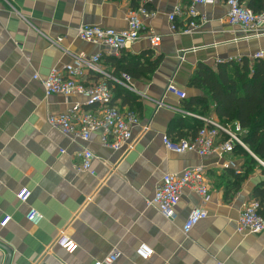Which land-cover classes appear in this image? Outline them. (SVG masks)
Segmentation results:
<instances>
[{"label": "crops", "instance_id": "obj_1", "mask_svg": "<svg viewBox=\"0 0 264 264\" xmlns=\"http://www.w3.org/2000/svg\"><path fill=\"white\" fill-rule=\"evenodd\" d=\"M240 1L253 11L263 6L261 0H253L252 6V0ZM189 4L190 0H0V244L11 251L10 264H98L115 249L121 255L112 264H264V231L238 230L244 205L255 200V188L264 181L262 161L258 160L263 169L255 168L240 182L242 174L229 169L242 172V155L179 154L164 143L167 135L192 136L188 126L194 118L205 124L184 113L190 112L186 100L202 94L188 87L197 65L215 68L221 62L252 59L264 51V34H246L229 23L225 0L197 4L205 22L192 33L173 31L169 14L178 5ZM141 5L152 13L144 17L142 37L118 55L78 34L82 25L124 29L129 13ZM184 24L178 16L177 28ZM148 28L161 36L157 47L145 37ZM149 51L151 60L158 58L159 63L150 76L132 79L140 121L130 144L113 150L103 144L101 131L84 141L50 125V114L66 112L84 103V98L47 96L35 75L46 78L53 68L64 71L74 56L98 53H102V68L110 72L108 57ZM98 80L100 76L91 72L85 83ZM171 80L185 97L167 91ZM120 101H116L119 106ZM84 109L89 108L84 105ZM193 114L220 122L213 108L209 115ZM85 148L95 155L96 176L76 168ZM226 162L234 166L226 168ZM196 165L206 170L211 200L204 204L207 217L185 235L183 224L202 203L197 193L183 190L172 221L148 201L165 174H181ZM24 187L32 191L25 204L17 197ZM32 207L43 215L38 225L27 219ZM5 216L12 219L2 227ZM63 233L75 241L74 250L64 245ZM142 243L153 250L148 260L136 252ZM7 258L0 246V264H6Z\"/></svg>", "mask_w": 264, "mask_h": 264}, {"label": "built area", "instance_id": "obj_2", "mask_svg": "<svg viewBox=\"0 0 264 264\" xmlns=\"http://www.w3.org/2000/svg\"><path fill=\"white\" fill-rule=\"evenodd\" d=\"M148 1L144 0L145 3ZM215 2L216 0H190L189 6L178 5L168 17L172 30H178L184 34L197 30L205 22V17L199 14L196 5ZM225 3L228 7L227 20L229 23L239 25L246 34L256 33L258 37L264 34V9L261 12H254L240 0H225ZM151 14L145 5H141L129 13L127 27L124 29L82 25L78 29V34L86 41L103 45L108 54L118 55L126 45L140 40L145 29L144 17ZM178 16H182L185 21L182 29L177 28ZM145 37L153 47H157L161 42V36L152 28H148ZM57 41H62V38H58ZM101 58L102 53L92 56L77 55L72 58L70 64L65 66L64 71L53 68L46 78H40L38 75H35V78L41 80L47 96L59 94L68 98L71 95H79L84 98V103H77L66 112L50 114L48 121L52 127L61 130L67 136L84 141H88L94 132L101 131L102 141L106 147L121 150L125 145L130 144L133 138V128L139 123L140 118L137 112L112 103L113 93L107 79L118 81L131 90H134V87L132 78L128 74L124 73L121 79H117L105 71L101 66ZM257 58L264 59V51L256 53L252 59ZM91 72L99 75L100 80L87 85L85 78ZM167 91L185 97V94H182L175 86L173 80L168 84ZM84 105L89 109H84ZM184 113L199 117L204 120L205 124L195 138L175 141L168 135L164 136V143L169 150L179 154L196 152L200 156L211 155L218 151L232 153L237 145L249 150L242 139L245 130L238 123L224 125L212 117L206 118L190 112ZM63 153L62 150L59 156ZM80 157L81 164L76 165L77 170L89 171L96 176L97 173L92 169L95 155L85 148L81 151ZM224 166L229 168L234 164L226 162ZM186 188L197 193L202 199V203L192 210L183 224V232L188 235L208 215L204 204L211 200V193L206 182L204 166H188L181 174H165L156 188L154 198L148 201V204L156 206L166 219L172 221L176 218V208ZM31 195L32 191L26 187L21 188L17 193L19 201L24 204L29 201ZM11 219L12 216H5L1 226L5 227ZM27 219L31 224L38 225L43 215L32 207L27 214ZM238 230L253 234L264 231V217L260 214L258 200L249 201L244 205L238 221ZM62 239L68 250L76 248V243L71 236L63 233ZM136 252L144 260H148L153 254L152 248L146 243L140 244ZM120 255L121 252L115 249L98 264H112Z\"/></svg>", "mask_w": 264, "mask_h": 264}, {"label": "trees", "instance_id": "obj_3", "mask_svg": "<svg viewBox=\"0 0 264 264\" xmlns=\"http://www.w3.org/2000/svg\"><path fill=\"white\" fill-rule=\"evenodd\" d=\"M261 3L263 6L259 9L253 7L255 12L264 9V0H261ZM252 4L253 0L250 2L251 6ZM152 55L153 53L149 51L137 56L108 57L107 61L112 67L108 73L117 79H121L124 73L132 79L148 77L159 63L158 58L151 60ZM107 83L113 93L112 103L120 99L122 108L127 106L129 110L136 112L135 106L138 101L131 89L110 78L107 79ZM188 87L198 89L202 94L187 99L185 105L189 110H186L209 115L213 108L222 124L237 122L245 130L243 141L251 153L264 163V59L241 58L221 62L215 68L209 64L199 63L188 81ZM192 122L188 126L192 129V136L188 137V133L180 132L177 138L172 139L179 141L195 138L204 123L197 118ZM233 152L245 159L241 173L229 169L232 174H242L240 182L255 168L263 169L255 156L241 145H237ZM254 196L260 203V214L264 217V181L255 188Z\"/></svg>", "mask_w": 264, "mask_h": 264}, {"label": "water", "instance_id": "obj_4", "mask_svg": "<svg viewBox=\"0 0 264 264\" xmlns=\"http://www.w3.org/2000/svg\"><path fill=\"white\" fill-rule=\"evenodd\" d=\"M253 154V153H252ZM253 156H255L254 154H253ZM255 158L257 159V160H259L256 156H255ZM0 246L7 252V255H8V258H7V262H6V264H10V260H11V256H12V253H11V251L9 250V248L7 247V246H4V245H2V244H0Z\"/></svg>", "mask_w": 264, "mask_h": 264}]
</instances>
